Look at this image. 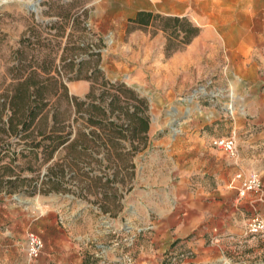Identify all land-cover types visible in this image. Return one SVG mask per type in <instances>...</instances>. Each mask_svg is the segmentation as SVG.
I'll return each mask as SVG.
<instances>
[{"label": "rangeland", "instance_id": "rangeland-1", "mask_svg": "<svg viewBox=\"0 0 264 264\" xmlns=\"http://www.w3.org/2000/svg\"><path fill=\"white\" fill-rule=\"evenodd\" d=\"M140 10L149 25L130 22ZM167 16L199 33L183 44L175 23L162 29ZM96 69L146 100L144 147L114 131L71 146L94 127L60 90H46L27 130L19 113L9 122L23 80L52 77L85 99ZM93 86L88 100L107 98ZM226 136L235 160L210 144ZM236 172L264 182V0H0V264H207L197 240L211 246L201 231L220 222L201 215L200 190L219 192ZM237 204L244 232L264 218V191ZM30 232L44 241L36 258L22 251ZM244 232L211 248V264H264V236Z\"/></svg>", "mask_w": 264, "mask_h": 264}, {"label": "trees", "instance_id": "trees-1", "mask_svg": "<svg viewBox=\"0 0 264 264\" xmlns=\"http://www.w3.org/2000/svg\"><path fill=\"white\" fill-rule=\"evenodd\" d=\"M151 18L152 12L140 10L130 19V22L139 26H145L149 25ZM164 22L165 25L162 28L164 31L167 30L166 27L171 22L177 25L175 29L181 34V42L183 44H188L192 38L199 33V28L192 25L185 17L167 16L164 18ZM97 72H99V69L92 71L87 76V78L92 81V87L85 96V99H79L77 96L72 95L69 96L67 94L66 85L52 77H46L34 82H31L30 78L23 80L20 85L23 87L25 101L23 102L21 110H16L14 108L15 104L10 102L12 114L9 117V122L11 123L13 119L17 117V113H19L18 117H22L20 120L22 130H27L38 117H42L46 112L47 97L44 94L46 90H60L61 95L65 96L67 100L70 101L74 111L80 113L81 117L85 119L87 127H94L88 132L78 131L77 135L70 140L71 146H75L74 144L79 143L81 149L85 148L86 144L91 141V139H88L90 135L98 134V136H100L101 132L106 133L105 131H109V133H113L114 131L119 138H125L127 135L130 137L132 151L137 150L140 144H143L144 147L145 134L149 128L148 116L144 114L147 109L146 100L143 97H139L133 89L127 87L123 83L109 82L104 78L99 82L98 79L100 78L95 75ZM95 83H99L100 87L103 89L102 92L106 93L107 97L103 98L102 95L97 98L98 102L88 100L92 97L93 85ZM55 117L56 114L54 111L52 112V120H54L52 124L55 123ZM109 135L110 134H105L102 140V143L106 145L107 148L117 143L114 142L113 138Z\"/></svg>", "mask_w": 264, "mask_h": 264}, {"label": "crops", "instance_id": "crops-1", "mask_svg": "<svg viewBox=\"0 0 264 264\" xmlns=\"http://www.w3.org/2000/svg\"><path fill=\"white\" fill-rule=\"evenodd\" d=\"M230 181V180H229ZM263 182V181H262ZM264 191V182H263ZM262 191V193H263ZM200 199L208 198L210 201L206 202L207 205L203 207L204 212L201 213L203 216L218 217L220 225H208L201 231V235H210L212 239V245L204 247V239H198L200 254L197 256L199 261L211 264L217 258L210 252L211 248L219 249L223 251L226 245H231L232 241L235 240V236H240L244 232L243 227H239L235 224L236 217L235 213L239 210L237 202L241 199L237 197L236 191L229 186L227 188L219 190V192L212 191L210 194L200 190ZM261 193V194H262ZM209 194V195H208ZM260 194V195H261ZM245 205V204H240ZM229 206V210H227ZM245 233V232H244ZM241 240H237L240 242ZM243 241V240H242ZM22 251L25 253V244L22 243Z\"/></svg>", "mask_w": 264, "mask_h": 264}, {"label": "built area", "instance_id": "built-area-1", "mask_svg": "<svg viewBox=\"0 0 264 264\" xmlns=\"http://www.w3.org/2000/svg\"><path fill=\"white\" fill-rule=\"evenodd\" d=\"M210 144L222 150L230 159H237V144L233 136L215 137ZM228 186L236 191L238 198H243L248 194H261L263 182L257 172L247 174L236 172L230 179ZM245 233L252 237L264 236V218L259 215H251L245 222ZM44 248L43 239L36 233L30 232L25 239V252L29 258H36ZM178 256H183L180 253Z\"/></svg>", "mask_w": 264, "mask_h": 264}, {"label": "bare ground", "instance_id": "bare-ground-1", "mask_svg": "<svg viewBox=\"0 0 264 264\" xmlns=\"http://www.w3.org/2000/svg\"><path fill=\"white\" fill-rule=\"evenodd\" d=\"M230 108L232 109V106Z\"/></svg>", "mask_w": 264, "mask_h": 264}]
</instances>
